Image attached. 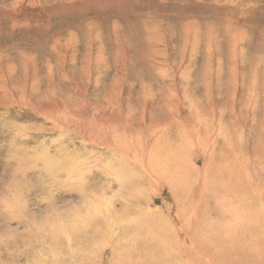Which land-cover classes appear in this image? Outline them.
<instances>
[{
    "label": "rangeland",
    "instance_id": "rangeland-1",
    "mask_svg": "<svg viewBox=\"0 0 264 264\" xmlns=\"http://www.w3.org/2000/svg\"><path fill=\"white\" fill-rule=\"evenodd\" d=\"M251 245L264 0H0V264H223Z\"/></svg>",
    "mask_w": 264,
    "mask_h": 264
},
{
    "label": "bare ground",
    "instance_id": "bare-ground-1",
    "mask_svg": "<svg viewBox=\"0 0 264 264\" xmlns=\"http://www.w3.org/2000/svg\"><path fill=\"white\" fill-rule=\"evenodd\" d=\"M56 111V110H55ZM111 142V141H110ZM108 143V142H107ZM105 144L106 146H110L111 148H113V150H116V149H118V148H116V147H114L113 146V144ZM112 143V142H111ZM139 143V142H138ZM98 145H100V142L98 141ZM118 151H121V150H119L118 149ZM128 151V150H127ZM130 152V151H129ZM124 154V158L127 160V161H129V164L128 165H133V167H138V168H143L144 170H145V168H149L150 169V171L151 172H155L156 170H155V168H153V167H150L149 165H147L146 163H141V162H138L137 161V159H136V156L134 157L133 155H130L129 153H123ZM136 162H137V164H136ZM151 162V164L153 165V166H156V164L151 160L150 161ZM73 169H75V168H72L71 170H73ZM106 169V168H105ZM77 171H78V169H76ZM113 171V170H112ZM111 171V169L109 170H107V175H110V174H112L113 172ZM111 179H116V177L114 176V177H112ZM232 238V237H231ZM190 239H192V238H190ZM247 241V240H246ZM256 242L258 241V240H255ZM194 240L192 239V241H191V243H190V245L188 246L189 248H195V245L196 244H194ZM231 242V241H230ZM233 243V242H232ZM259 243V242H258ZM230 244V243H229ZM229 244H227V245H229ZM234 244H236V243H234ZM199 245V244H198ZM197 245V246H198ZM220 246L222 245V244H219ZM226 245V246H227ZM239 245V244H238ZM202 246V245H201ZM200 246V247H201ZM224 246V245H223ZM240 246V245H239ZM199 247V246H198ZM197 247V249H199ZM222 247V246H221ZM228 247V246H227ZM232 247V246H231ZM233 247H234V245H233ZM236 247V246H235ZM181 248V246H179V247H177V249H178V251L177 250H175L176 251V253H178V252H180V251H183V252H185L184 250H185V248H183L184 250H181L180 249ZM224 248V247H223ZM237 248V247H236ZM245 247H243V249H244ZM247 248L248 249H246V251H249L248 253H246L245 251H244V253H243V255L242 256H240L241 255V253L239 252V251H243V250H241L240 248H238V249H240L239 251H238V249L234 252L233 250L231 251V254L230 255H228V257H224L223 256V258H225V260H223V261H221V263H223V264H264V251H260L259 249H257V247H255V246H253L252 247V245L251 246H247ZM206 249V248H205ZM221 249L222 248H220V251H221ZM231 249H233V248H231ZM213 250V249H212ZM218 250V249H217ZM252 252H251V251ZM194 251L195 252H197V250H196V248L194 249ZM205 251V250H204ZM208 251V250H207ZM229 251V250H228ZM224 252V251H223ZM208 253V252H207ZM211 253H213V252H211ZM217 253V252H216ZM201 254H203V253H201ZM210 254V253H209ZM223 254V253H222ZM190 255V254H189ZM204 255V257H205V255L206 254H203ZM226 255V254H225ZM244 255H246V256H244ZM197 256H200V254L198 253V255ZM203 257V258H204ZM211 257V256H210ZM222 257V256H221ZM206 258V257H205ZM214 258V257H213ZM27 259V258H26ZM28 260V259H27ZM74 260H76V261H78V264H81V262H82V257H75V259ZM215 260V259H214ZM201 261V260H200ZM204 261V260H203ZM58 262V263H57ZM179 262V261H178ZM56 264H62V263H59V261H56L55 262ZM218 263V262H217ZM63 264H66V262H64ZM69 264V263H68ZM178 264H180V262L178 263ZM202 264V263H201ZM204 264V263H203ZM206 264H215V263H213V262H207Z\"/></svg>",
    "mask_w": 264,
    "mask_h": 264
}]
</instances>
